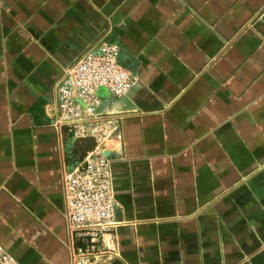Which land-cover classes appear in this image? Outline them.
Wrapping results in <instances>:
<instances>
[{"label": "crops", "instance_id": "0c3cea01", "mask_svg": "<svg viewBox=\"0 0 264 264\" xmlns=\"http://www.w3.org/2000/svg\"><path fill=\"white\" fill-rule=\"evenodd\" d=\"M103 41L135 80L107 107L118 224L86 264H264V0H0V242L80 264L64 176L92 140L57 84Z\"/></svg>", "mask_w": 264, "mask_h": 264}, {"label": "built area", "instance_id": "2783aa9c", "mask_svg": "<svg viewBox=\"0 0 264 264\" xmlns=\"http://www.w3.org/2000/svg\"><path fill=\"white\" fill-rule=\"evenodd\" d=\"M135 78L120 58L115 42L90 48L62 73L57 84L58 123L79 140H92L64 176L66 217L74 251H94L118 224L113 159L107 146L119 130L117 113L99 110L105 94H128ZM78 246L77 249L75 247ZM0 264H20L0 242Z\"/></svg>", "mask_w": 264, "mask_h": 264}, {"label": "rangeland", "instance_id": "374dc122", "mask_svg": "<svg viewBox=\"0 0 264 264\" xmlns=\"http://www.w3.org/2000/svg\"><path fill=\"white\" fill-rule=\"evenodd\" d=\"M118 97H115L113 95L103 96V104L99 108V110H107V107L112 106L114 102H116Z\"/></svg>", "mask_w": 264, "mask_h": 264}]
</instances>
